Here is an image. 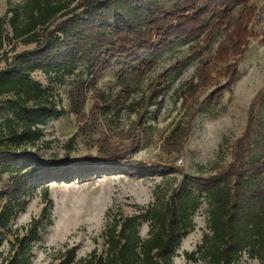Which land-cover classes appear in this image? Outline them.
I'll return each instance as SVG.
<instances>
[{"label": "trees", "instance_id": "16d2710c", "mask_svg": "<svg viewBox=\"0 0 264 264\" xmlns=\"http://www.w3.org/2000/svg\"><path fill=\"white\" fill-rule=\"evenodd\" d=\"M258 16L253 0H23L0 15V49L12 47L0 71V246L4 241L8 246L7 253L0 251V264H31L33 247L50 220L52 182L108 171L179 173L169 163L133 166L117 150L99 159L43 158L31 149L42 138L41 126L67 113L87 124L96 111L119 114L133 93L131 78L144 76L162 52L181 41L190 51L203 53L222 33L213 56L201 61L187 83L192 91L217 86L211 95L216 101L239 76V61L250 40L258 37L253 28ZM183 65L177 62L162 74L164 83L152 94L151 104H158L170 87L168 78ZM116 68L121 90L112 96L98 84ZM35 73L61 86L75 78L69 112ZM250 128L236 144L232 162L215 164L203 174H184L180 185L166 193L157 186L154 202L138 205L134 215L113 216L109 210L100 250L80 258L76 247H67L53 264H174L204 205L208 232L197 251L185 252L188 262L241 264L247 256L264 264V137L252 145ZM174 136L180 141L185 134L176 129ZM175 151L181 149L168 154ZM33 185L42 186L43 215L13 230L9 224L27 204L23 198ZM145 225L147 236L142 235Z\"/></svg>", "mask_w": 264, "mask_h": 264}, {"label": "rangeland", "instance_id": "374dc122", "mask_svg": "<svg viewBox=\"0 0 264 264\" xmlns=\"http://www.w3.org/2000/svg\"><path fill=\"white\" fill-rule=\"evenodd\" d=\"M22 1L0 0V15H5L9 8ZM253 4L259 14L253 23L258 37L250 40L247 53L239 61L236 81L216 101L211 95L217 86L192 91L187 83L196 75L201 61L213 56L222 33L216 37L212 48L203 53L190 51L189 45L181 41L162 52L144 76L131 78L133 93L119 114L105 116L96 111L87 124L67 113L41 126L42 138L31 149L43 158L99 159L107 152L117 150L126 154L124 162L133 166L169 163L175 165L179 173L139 175L108 171L71 182H52L50 220L45 221L42 239L33 247L31 264H53L59 252L67 247H76L80 258L92 253L96 247L100 250V234L106 226L109 210L113 216L134 215L138 205L147 207L154 202L157 186L166 193L180 185L184 174L195 176L215 164L232 162L236 144L248 132L249 126L252 145H256L260 136L264 137V0H253ZM11 48L7 45L0 49V71L6 67L4 58ZM22 49V46L18 47V50ZM180 61L184 65L168 78V90L158 104H151L152 94L164 83L162 74ZM227 66L226 63L221 68ZM118 71V68L107 71L98 89L116 96L121 90ZM34 77L54 93L57 101H61L59 107L69 112L70 91L75 78L67 79L61 86L42 73H35ZM221 78L224 84L227 79ZM91 104L87 105V111ZM176 129L185 134L184 139L172 138ZM180 149L178 153L168 154L170 150ZM23 199L27 204L9 224L13 230L28 227L34 219L41 218L45 210L42 186L33 185ZM207 207L204 205L196 213V229L181 242L174 264H196L188 262L184 254L197 251L208 232ZM147 231L145 225L142 235L147 236ZM97 239L99 244H95ZM0 247V251L7 253L6 241ZM242 261L241 264H260L247 256Z\"/></svg>", "mask_w": 264, "mask_h": 264}]
</instances>
